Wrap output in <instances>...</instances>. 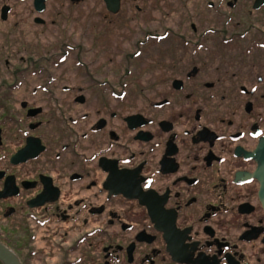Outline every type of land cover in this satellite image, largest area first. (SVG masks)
I'll list each match as a JSON object with an SVG mask.
<instances>
[{
    "label": "flooded vegetation",
    "instance_id": "obj_1",
    "mask_svg": "<svg viewBox=\"0 0 264 264\" xmlns=\"http://www.w3.org/2000/svg\"><path fill=\"white\" fill-rule=\"evenodd\" d=\"M0 264H264V0H0Z\"/></svg>",
    "mask_w": 264,
    "mask_h": 264
},
{
    "label": "water",
    "instance_id": "obj_2",
    "mask_svg": "<svg viewBox=\"0 0 264 264\" xmlns=\"http://www.w3.org/2000/svg\"><path fill=\"white\" fill-rule=\"evenodd\" d=\"M257 158H258V161H259V163H260V157L257 156ZM258 175L260 176V170L258 171Z\"/></svg>",
    "mask_w": 264,
    "mask_h": 264
}]
</instances>
